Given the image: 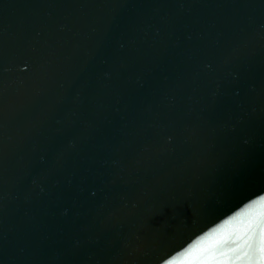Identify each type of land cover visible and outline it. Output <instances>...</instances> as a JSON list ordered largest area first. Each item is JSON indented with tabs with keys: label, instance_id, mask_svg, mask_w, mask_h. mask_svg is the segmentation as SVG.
Wrapping results in <instances>:
<instances>
[{
	"label": "water",
	"instance_id": "1",
	"mask_svg": "<svg viewBox=\"0 0 264 264\" xmlns=\"http://www.w3.org/2000/svg\"><path fill=\"white\" fill-rule=\"evenodd\" d=\"M262 198L264 0H0V264H261Z\"/></svg>",
	"mask_w": 264,
	"mask_h": 264
},
{
	"label": "snow or ice",
	"instance_id": "2",
	"mask_svg": "<svg viewBox=\"0 0 264 264\" xmlns=\"http://www.w3.org/2000/svg\"><path fill=\"white\" fill-rule=\"evenodd\" d=\"M257 204H259L261 207H264V198H262L261 201H257ZM248 213H240L237 214V216L233 217L232 220H229L226 222V225L222 226L221 229L215 230L216 234H218V238H215L213 234H210L208 239H212L214 244H221V243H227L229 236L235 234L236 240L243 239L244 236H248V233L253 230L254 227H258L260 229L261 234V247L259 249L261 253L260 261L261 264H264V223L256 222L254 220H249L246 224H244L241 221L242 215H247ZM236 222L237 224H242V227H236L234 230V233L231 231H228L229 229H232V226ZM254 235V233H253ZM252 236H248V240H251ZM248 240H245V244H248V248L251 249V244L248 243ZM203 241L198 242L196 246H194L192 249H190L187 253V255L184 257L185 260H188L190 257H193L196 252H206L208 251L207 247H201V244ZM235 243V240L233 241ZM245 256H248V252H245ZM182 264V262H181Z\"/></svg>",
	"mask_w": 264,
	"mask_h": 264
}]
</instances>
